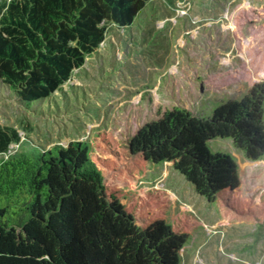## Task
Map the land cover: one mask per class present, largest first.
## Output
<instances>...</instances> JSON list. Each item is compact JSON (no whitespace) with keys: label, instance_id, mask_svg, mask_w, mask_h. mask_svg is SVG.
Masks as SVG:
<instances>
[{"label":"trees","instance_id":"16d2710c","mask_svg":"<svg viewBox=\"0 0 264 264\" xmlns=\"http://www.w3.org/2000/svg\"><path fill=\"white\" fill-rule=\"evenodd\" d=\"M148 1L0 0V81L26 108L48 100L105 41L108 23L132 24ZM214 138L264 158V83L208 117L175 107L115 142L103 130L1 158L0 264H180L195 213L168 221L172 199L159 188L123 194L147 165L166 162L223 223H264V196H239L238 163L210 150ZM20 141L0 123V155Z\"/></svg>","mask_w":264,"mask_h":264},{"label":"rangeland","instance_id":"374dc122","mask_svg":"<svg viewBox=\"0 0 264 264\" xmlns=\"http://www.w3.org/2000/svg\"><path fill=\"white\" fill-rule=\"evenodd\" d=\"M107 26L105 41L48 100L26 108L0 81V123L21 135L0 159L103 130L115 142L175 107L208 117L264 83V0H150L132 24ZM208 146L237 161L241 198L264 196V158L247 160L230 139ZM151 188L170 194L168 221L181 210L198 217L180 264H264V223H223L169 162L147 165L123 194Z\"/></svg>","mask_w":264,"mask_h":264}]
</instances>
